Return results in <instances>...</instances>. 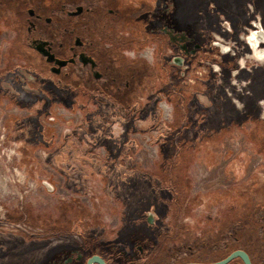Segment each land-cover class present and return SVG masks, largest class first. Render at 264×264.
I'll list each match as a JSON object with an SVG mask.
<instances>
[{"label": "flooded vegetation", "instance_id": "1", "mask_svg": "<svg viewBox=\"0 0 264 264\" xmlns=\"http://www.w3.org/2000/svg\"><path fill=\"white\" fill-rule=\"evenodd\" d=\"M199 2L206 5L199 12L203 29L197 0H0V113L6 93L19 99L21 91L42 95L48 88L73 92L81 112L117 100L128 108L132 100L148 98L154 76L159 83L151 93L178 98L180 90L189 93L180 80L196 74L195 57L207 44L230 63L224 70L217 59L205 60L223 77V97L245 115L251 105L253 120L261 121L264 8L239 0V8L226 12L208 9L212 0ZM21 52L35 60V69L21 68ZM150 111L155 118L153 105ZM137 194L128 203L135 217L82 220L76 238L50 227L36 234L7 232L1 225L20 221L0 220V264H264V235L245 234V222L163 218V198Z\"/></svg>", "mask_w": 264, "mask_h": 264}, {"label": "rangeland", "instance_id": "2", "mask_svg": "<svg viewBox=\"0 0 264 264\" xmlns=\"http://www.w3.org/2000/svg\"><path fill=\"white\" fill-rule=\"evenodd\" d=\"M251 4L264 8V0ZM204 7L197 0L202 29L205 21L199 12ZM218 7L230 12L240 3H208V9ZM5 44L7 69L11 55L7 40ZM210 58L224 70L230 64L206 44L195 57L196 74L180 80L189 93L180 90L178 98L173 92L166 91L167 97L151 93L159 83L154 76L147 84L148 98H136L126 109L110 103L81 112L77 95L67 90L48 88L42 95L21 91L19 99L6 93L0 113V220L20 223L0 224L2 228L36 234L50 227L80 237L82 220L102 224L106 218L135 217L128 203L140 191L164 199L159 208L163 218L241 220L245 234L264 235V119L255 122L251 105L245 115L223 97L225 83L220 84L223 77L205 61ZM19 63L22 69L37 67L22 52ZM162 98L173 106L171 123L161 119ZM120 124L125 129L116 135L113 128ZM171 131L174 139L169 138ZM143 135L159 145L158 159L150 160Z\"/></svg>", "mask_w": 264, "mask_h": 264}, {"label": "built area", "instance_id": "3", "mask_svg": "<svg viewBox=\"0 0 264 264\" xmlns=\"http://www.w3.org/2000/svg\"><path fill=\"white\" fill-rule=\"evenodd\" d=\"M159 107L161 109V119L165 121L166 123H171L174 120V111H173V106L171 103H169L166 100H161L159 102ZM141 139H144L146 145H147V150L149 151V156L150 160H155L158 159V151H159V145L157 143H149V138L147 135L141 136ZM198 191H195L197 193Z\"/></svg>", "mask_w": 264, "mask_h": 264}, {"label": "trees", "instance_id": "4", "mask_svg": "<svg viewBox=\"0 0 264 264\" xmlns=\"http://www.w3.org/2000/svg\"><path fill=\"white\" fill-rule=\"evenodd\" d=\"M117 106L118 107H120V108H124V109H126V105H125V103L126 102H124V101H122V100H117ZM170 126H172V125H170ZM171 133V134H170ZM169 134V138L171 139V138H173L174 139V135L176 134L174 131H171ZM173 145V144H172ZM172 160H174V157L172 156V157H170ZM171 159H170V161H171ZM172 163H173V161H172ZM172 163H170L169 164V168L171 167V164ZM168 165V164H167Z\"/></svg>", "mask_w": 264, "mask_h": 264}, {"label": "water", "instance_id": "5", "mask_svg": "<svg viewBox=\"0 0 264 264\" xmlns=\"http://www.w3.org/2000/svg\"><path fill=\"white\" fill-rule=\"evenodd\" d=\"M79 13V9H77V11L74 14ZM187 264H193V263H187Z\"/></svg>", "mask_w": 264, "mask_h": 264}, {"label": "bare ground", "instance_id": "6", "mask_svg": "<svg viewBox=\"0 0 264 264\" xmlns=\"http://www.w3.org/2000/svg\"><path fill=\"white\" fill-rule=\"evenodd\" d=\"M47 184V186L50 188V185L48 184V183H46Z\"/></svg>", "mask_w": 264, "mask_h": 264}]
</instances>
